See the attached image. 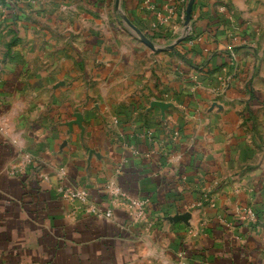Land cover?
<instances>
[{"label": "crops", "instance_id": "0c3cea01", "mask_svg": "<svg viewBox=\"0 0 264 264\" xmlns=\"http://www.w3.org/2000/svg\"><path fill=\"white\" fill-rule=\"evenodd\" d=\"M188 3L0 0V264H264V0Z\"/></svg>", "mask_w": 264, "mask_h": 264}, {"label": "water", "instance_id": "95a60500", "mask_svg": "<svg viewBox=\"0 0 264 264\" xmlns=\"http://www.w3.org/2000/svg\"><path fill=\"white\" fill-rule=\"evenodd\" d=\"M195 1L196 0H189L187 10H186V18H185V23H184L183 35L178 40H176L173 44L166 46V47H159V46L155 45V43H153L151 40H149L145 34H143L137 27H135L126 16L123 15L122 17H123V20L125 21V23L127 24V26L138 36L140 41L145 46H147L149 49H151L154 52H158V53L159 52L172 51L175 49V47L178 44L183 42L189 35L190 28H191V21H192V12H193ZM120 2H121V0H116V9L117 10H119V8H120ZM156 106L160 107L161 109H166L168 107L167 104H164L161 102H157ZM190 218H191L190 213H185V214H181V215L177 214L174 217L169 218V220H173L175 222L182 221V222L188 224V221L190 220Z\"/></svg>", "mask_w": 264, "mask_h": 264}, {"label": "built area", "instance_id": "2783aa9c", "mask_svg": "<svg viewBox=\"0 0 264 264\" xmlns=\"http://www.w3.org/2000/svg\"><path fill=\"white\" fill-rule=\"evenodd\" d=\"M112 194L115 198H119L120 193L115 190L112 191ZM61 196L65 200L69 201H80V202H86L87 201V193L85 191L77 190V189H65L61 191ZM134 205L137 207V212L133 214V217L136 220H145L146 219V210H145V204L136 202ZM90 213L93 214L98 219H107L112 218L113 213L112 211H103L99 208H91L89 210ZM254 218V214L251 211L243 213V219L244 218Z\"/></svg>", "mask_w": 264, "mask_h": 264}]
</instances>
